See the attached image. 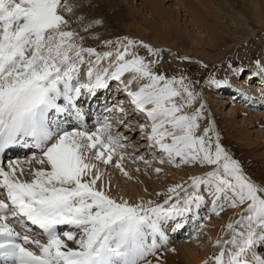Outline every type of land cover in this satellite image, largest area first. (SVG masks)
Masks as SVG:
<instances>
[{"label":"snow or ice","instance_id":"6c2138e0","mask_svg":"<svg viewBox=\"0 0 264 264\" xmlns=\"http://www.w3.org/2000/svg\"><path fill=\"white\" fill-rule=\"evenodd\" d=\"M81 7L79 0H0V157L15 148L34 150L23 159H0V264H154L152 258L162 264L161 249L175 251L168 247L169 231L228 209L238 210L225 226L229 238L215 242L219 252L204 264H264V180L248 176L222 146L194 90L198 82L155 72L161 51L142 41L105 40L110 50L104 52L86 46L99 39L90 30L101 21L84 23ZM139 48L152 59L139 55ZM254 63L250 79L261 78L264 98V64ZM229 68L236 76L245 71ZM111 81L143 116L139 132L150 150L162 154L158 163L208 169L189 176L187 186L157 193L163 203L117 202L104 190L100 164L128 179L126 159L151 166L144 156L124 151L129 137L109 117L97 121L95 131L85 123L77 102ZM205 83L230 87L227 79ZM198 99L199 107L186 113ZM198 237L194 229L190 238Z\"/></svg>","mask_w":264,"mask_h":264},{"label":"rangeland","instance_id":"374dc122","mask_svg":"<svg viewBox=\"0 0 264 264\" xmlns=\"http://www.w3.org/2000/svg\"><path fill=\"white\" fill-rule=\"evenodd\" d=\"M199 1L202 5H204V3L208 4L211 2L212 4L209 5V9H230V11L240 12L242 15L244 14V17L246 16V12L241 9V6L243 5L241 0H225L226 5L223 4V0ZM79 3L83 5V7L78 9V13L85 18L84 23L92 20L101 21L99 26L90 30V34L99 37V39L87 40L86 46L94 47L98 52H104L110 49L104 47L103 41L127 37L129 39L142 41L155 49H159L161 51L160 63L156 66V68H154V71L158 74L162 73L168 77H179L183 75L187 76L189 80L193 82H198L194 84V90L200 93L202 102L206 105L205 116L211 117L215 130L219 134L222 146L233 156V158L240 162L244 172L248 176L258 183L264 180V155H262V153L264 154V137H260L264 134V110L258 111L259 107L251 104L250 101L247 100L242 102V100L237 101L238 99H236L235 101L237 102L233 107L232 103L230 104L228 102V96L236 92L235 88L238 83H244V85L253 87L256 84L255 81L260 78L257 76L250 79L253 72L256 70L254 62L259 60L261 64H264V27L254 28V34H251L250 37L243 42V44L241 42L236 44L235 42L230 43L231 41L227 40V43L229 42L230 44L226 46L221 42L219 47H215L216 49L212 53L214 56L212 58L204 59L203 56L199 57L194 52L192 40L182 35L187 33L191 36L195 35L197 40H205L206 38L204 29L201 28L198 30L193 23L194 21L190 19L188 10L184 6L183 0H79ZM217 4L220 5L216 6ZM148 9H150V11ZM232 16H230V19L232 20V27L234 30H236V23L237 25L240 24L239 26H242L241 28L246 29V23L242 20L244 17L239 19L235 15L233 17ZM250 21L249 23L253 29L255 24L252 20ZM164 22L169 23L172 34L171 36L162 38V36L158 35V33H154L155 31L153 29H164ZM77 30L79 31V28ZM81 35L89 34L81 32ZM201 35L202 37H200ZM154 39L156 42H154ZM172 43L176 44L173 46ZM205 46L208 48V46L204 43V47ZM224 47L228 48L225 50ZM217 48L220 50L222 49V54L219 56H215L219 52ZM136 51L139 55L145 57L146 59H152V57L148 56L145 49L139 48ZM205 52L207 55L209 54L207 51ZM107 63V61L102 62L103 66H107ZM229 65H232L233 68L243 67L245 71L243 74L236 76L232 73ZM210 77L216 80L227 79L230 87L216 88L205 83ZM127 78L128 76L126 75L124 79ZM248 78L250 82L253 81V84H250V82L247 84ZM112 82L114 84L118 83L116 81H111V85ZM201 99H198L192 108L185 109V112L191 114L195 108L199 107ZM118 101L121 105H123L121 107H132L126 94L119 97ZM235 108H237L241 114L237 113L235 116L233 113ZM114 116L117 117L116 114ZM256 116H259L260 121H258ZM135 117L137 121L140 120L139 123L145 122L142 115L135 114L133 118ZM232 118L236 121L235 126H232L230 123ZM246 118H254V125L252 128L249 126V121H246ZM207 123V119L200 121V129L197 132V135L203 133V129L207 126ZM120 124L121 123H119L118 126H114L115 130L129 137V140L124 141V143L128 145L124 151L133 157L144 156L145 159L151 162L150 167L146 166L142 162H130V166H133L132 168L136 167L139 169L138 172H133V178H135V182L132 183L134 187L133 189L137 191L140 196H143L146 199V202L152 200L155 203H163L162 200H164L165 197H158L157 193H165L168 188V184H178L179 182L174 180L171 174L166 172L164 167L167 168L168 166V168L170 167L172 169L174 167L158 163L157 161L162 154L155 149L150 150L148 148L146 138L142 137L140 132L131 131L130 133L128 131L130 130V127H128L125 123L122 124L123 127L120 130L118 128L120 127ZM257 124H260V127ZM146 131H150V129H146ZM239 132L248 134L249 139L252 140L253 144L251 146H247L244 137L240 136ZM125 161H127V159ZM32 165L33 168L40 167V165L35 163ZM99 166L101 170L105 172L104 180L107 182L104 187L109 190L110 193L115 194L117 186L127 184V177L123 176L118 169L111 166L106 168L105 166H102V164ZM123 166H125L124 162ZM130 166L128 168L125 166L124 169L131 170ZM184 167L186 166L181 168ZM156 168H162L159 174L155 172ZM193 168H197L200 172L196 175H201L204 171L208 170L198 166ZM140 177L144 179L147 188L145 187L144 189L142 187L141 183L143 182L138 180ZM25 178L29 179L30 177ZM187 182L188 179L179 184L187 186ZM160 187H162L161 190ZM228 210L232 211V216L230 218L234 220L236 218L234 216V212L238 210ZM225 212H222L221 215ZM201 215H203V211L201 212ZM191 222L192 221L189 220L185 228L182 231H179L181 234L180 239L177 232H168V247L173 248L176 251L178 246L180 247L186 243L188 244L189 242H192L195 246V250L199 251L198 253L203 254L205 262L210 256L219 252V249L213 246L217 240L215 241L213 238L205 236L203 228H199V224H204L205 221L197 222L195 229L198 228L199 237L195 240L191 239V236H188V234L185 233L187 230H189V232L192 231V228L189 227ZM227 223L228 222H225V226ZM223 231V239L229 238V235L225 234V229ZM174 240H177V242H174ZM175 251L169 252L161 249V252L167 255L175 254ZM209 264H211V261H209Z\"/></svg>","mask_w":264,"mask_h":264},{"label":"bare ground","instance_id":"6f19581e","mask_svg":"<svg viewBox=\"0 0 264 264\" xmlns=\"http://www.w3.org/2000/svg\"><path fill=\"white\" fill-rule=\"evenodd\" d=\"M183 1H184V6L188 10L190 19L192 21H194L193 23L198 28V30H200L201 28L204 29V31L206 33V38H205V40H202V39L197 40L195 38V35L191 36L188 33L185 35L184 34H182V35L187 37L188 39L192 40L194 52L199 57L203 56L204 59L212 58L214 56V55H212V53L216 49L215 47H219L221 45V42L223 43V45H226V46H228L230 43H233V42H235V44L240 43V42L243 44V42L245 40H247V38H249L251 34H254V31H255L254 28L264 27V0H241V2L243 4L241 6V9H242V11L246 12L245 17H244V14L242 15L240 12H234L232 10L230 11V9H220V8L209 9V5L212 4L211 2H209L208 4L204 3V5H202L199 0H183ZM223 4L226 5L225 0H223ZM218 5H220V4H217L216 6H218ZM148 10L150 11V9H148ZM232 15L233 16L235 15L239 19H242L244 17L242 20L246 23V29L241 28L242 26L240 27L239 26L240 24L237 25V23H236L237 20L235 19L236 26L235 25L234 26L236 27V30H234V28L232 27L233 26L232 20L230 19L231 18L230 16H232ZM250 20H252L253 23L255 24L254 25L255 27H253V29L251 27V24L249 23ZM163 25L165 27L164 29L154 28L153 29L155 31L154 33H156V34L158 33V35L162 36V38L167 37V36H171L172 30L169 27V23L164 22ZM222 34H224V35H222ZM200 37H202V35ZM227 40H229L231 42L227 43ZM154 42H156L155 39H154ZM204 43L208 46V48L206 46L204 47ZM174 44H176V43H172L173 46H174ZM224 48L226 50L228 47H224ZM217 50H219V52L215 56H219L220 54H222L221 53L222 49L220 50L217 48ZM205 51H207L209 54L207 55ZM207 60H209V59H207ZM247 80H248L247 84H249V82H250L249 78ZM255 82H256V84L253 87H249V85L248 86L244 85V83H238L236 85V88H235L236 92L234 94L228 96V99H229L228 102L230 104L232 103V107L234 106V104H236L237 101L242 100V102H243L244 100L245 101L247 100V101H250L251 104H254L255 106L259 107L258 111L264 110V98H262L261 90H260L262 80H261V78H259ZM116 84H118V83H116ZM116 84H114L112 82V85L109 89L110 90L109 93H108L109 90L107 92L101 93V94H100V92L96 93L97 94L96 96H101L102 100L101 101H99V100L94 101L95 109L99 106V112L102 115V117H101L102 119H104L105 117H112V114H116L117 117L112 118V119H114V121L112 123L113 126H118L120 121H124L125 124H127L128 127H130V130H128L130 133H131V131L139 133V126L141 124H144L145 122L139 123L140 120L139 121L136 120L137 116L135 118H133L134 115L137 114L133 110V106L129 107V108L123 107L124 110L126 109L123 113H120L116 110L117 107L123 106V105H121V103L119 101H118L119 103L117 104V99L119 97H121L122 95L126 94ZM250 84H253V81L250 82ZM136 87H137L136 85H133V90H136ZM106 96L108 97L107 102L112 101L113 104H111V105L106 104V100H107ZM236 99H238V100L235 101ZM82 105H83V103H81V106ZM105 107H107V112L102 111L103 109H105ZM233 111H234L233 113L235 116L237 113L241 114V112L238 111L237 108H235V110H233ZM257 119H258V121H260L259 116L257 117ZM246 121H249L248 122L249 126L252 128L254 125V118H252V119L246 118ZM141 122H142V120H141ZM230 123L232 124V126H235V123H236L235 119L232 118ZM257 125L260 127V124H257ZM122 127H123V125L120 124V127H118V128L121 130ZM239 135L244 137V140L246 141L247 146H251L253 144L252 140L249 139L248 134H246L244 132H239ZM260 137H264V134ZM263 149H264V147H263ZM32 151L33 150L30 149V152H32ZM262 155H264V154L262 153ZM115 158L116 157H114L113 163L115 161ZM130 162L131 161H129V160L124 161V165L127 166V168H128L131 165ZM24 166L29 167V165H27V164H25ZM102 166H104V165L102 164ZM125 166H124V168H125ZM31 167L33 168V165H31ZM108 167H106V168H108ZM132 167H131V170H133V171H131L130 169H128V170L125 169L129 173V175L132 177V179L127 178L128 179L127 184H122L120 186H117L115 194L110 193L109 190L105 189V187H104V190L107 191L108 194L112 198L116 199L117 202H121L122 199L127 200L129 202V204H136V203H139L141 201L146 202L145 201L146 199L143 196H140V194H138V192L133 189L134 187H133L132 183L135 182L134 181L135 178H133V172H135V171L138 172V171H137L136 167L135 168H132ZM164 169L166 170V172L171 174V176L174 178V180L179 181L178 184L183 183L185 180H187L189 178V176H194L199 172V170L197 168L188 167V166L181 168V169L176 168V167H174L172 169L170 167L168 168V166H167V168L164 167ZM171 169H172V171H171ZM143 171H144V169H143ZM138 180L144 183V184L143 183H141V184H142V187L145 189L146 185H145L144 179L140 177V178H138ZM106 182H105V180H103L104 186H105ZM99 184H100V182L98 181V186H99ZM176 184L177 183H174L172 185L168 184L167 187L173 186ZM161 189H162V187H160V190ZM147 190H149V189H147ZM205 211H206V209H205ZM231 214H232V211L228 210L223 215H221L220 217H216L215 215H213L208 221H205V223H204L205 226L203 227V233H205V236L211 237L215 241L223 238L222 234H224L223 230L225 229V222H229L230 217L232 216ZM203 215H204V211H203ZM195 226L196 225H193V223L191 222V225L189 227L192 228V231L189 232V230H187L185 233H187L188 236H191L193 234V230L195 229ZM196 229H198V228H196ZM177 233L179 234V239H180L181 234H180V232H177ZM177 240H178V238H177ZM177 240H174V242H177ZM69 244H70V246L75 247V245L71 244V242H69ZM194 247H195L194 244L192 242L191 243L189 242L188 244L186 243L185 245H182L180 247L178 246V248L175 251V254L167 255V254L162 253V258H161L162 264H203L204 260H205L203 254L198 253L199 251H196ZM152 259H153L154 264H155V258H152Z\"/></svg>","mask_w":264,"mask_h":264}]
</instances>
